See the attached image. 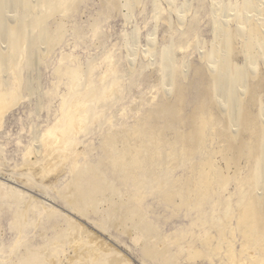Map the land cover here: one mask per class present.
Here are the masks:
<instances>
[{"label": "bare ground", "instance_id": "6f19581e", "mask_svg": "<svg viewBox=\"0 0 264 264\" xmlns=\"http://www.w3.org/2000/svg\"><path fill=\"white\" fill-rule=\"evenodd\" d=\"M82 1L0 0V128L7 112L25 98V68L38 67L49 58L66 36L70 14ZM104 4L111 5L110 11L123 6L135 11L142 0H105ZM164 4L176 15L171 26L185 28L184 35H190L192 9L181 17L173 0H157V22L162 20ZM212 5L222 16L221 0H212ZM17 11L32 19L20 23ZM11 12L17 15L15 19L8 18ZM55 15L59 17L49 33L46 24ZM100 28V23L92 25L93 39L99 37ZM216 28L215 41L201 55L204 67L195 72L203 80L191 111L186 94L192 89V66L180 64L176 58H163L161 75L150 89L155 90L153 95L147 100L142 96L141 106L146 102L149 108L123 106L117 111L124 119L129 110L136 113L134 124L124 120L117 129L113 121L117 114L107 116V110L122 101L125 88L113 53L103 58L106 68L100 84L92 79L98 60L88 67L82 63L68 67L64 75L70 80L69 92L61 102L58 120L28 147L24 164L29 171L20 173V179L27 177L37 187L44 184L38 176L47 180L60 165L68 164L69 175L58 197L49 192L46 196L62 199L71 211L92 220L101 230L114 226L129 235L148 259L182 264V258L188 256L190 263L212 262L213 255L223 251L221 264H264V0L236 4L229 20ZM31 46L38 48L35 53L29 51ZM148 48L147 59L157 52V40L150 41ZM127 51L128 71L134 75L142 53L138 47ZM152 62L149 64H155V59ZM103 120L108 125L102 141L104 154L96 162L92 160L94 146L81 150L85 142L80 139L92 134L97 124L103 126ZM208 144L214 146L212 152ZM54 156L57 160L52 163ZM179 168L184 172L174 177ZM231 184L234 191H230ZM27 194L0 180V216L4 208L12 210L9 225L16 233L9 255L0 264H64L61 255L68 242L74 241L94 247L88 256L76 257L69 264H132L115 249L98 248L101 237L94 235L92 240L88 227L63 214L46 197L39 200ZM151 194H157L176 216L184 208L188 213L197 212L192 226L200 232L194 233L189 244L174 250L173 244L179 240L167 239L149 218L144 200ZM57 216L64 220L59 218L53 225L54 236L43 232L44 242L33 244L29 229L42 227L47 218ZM178 232L185 239L189 235L184 229ZM238 234L242 238L239 255ZM142 261L150 264L145 258Z\"/></svg>", "mask_w": 264, "mask_h": 264}, {"label": "rangeland", "instance_id": "374dc122", "mask_svg": "<svg viewBox=\"0 0 264 264\" xmlns=\"http://www.w3.org/2000/svg\"><path fill=\"white\" fill-rule=\"evenodd\" d=\"M173 1L176 11L181 17L185 15L188 9H192V12L188 16V22H192L193 25H191L190 35H184L185 28L171 26V21L176 15L171 9L166 8L165 4L164 7L168 11L166 9L163 10L162 20L160 19L157 22L154 19V7L157 0H142L141 6L137 7L135 11H129L125 6L121 9L115 7L110 11L111 5L106 7L104 4L105 0H85V2L83 0L81 3L79 2L77 11L70 14L68 18L69 26L66 36L60 44L55 46L49 58L38 67L25 68L23 72L27 89L25 90L26 93L24 91L25 98L7 112L3 125L0 128V180L5 182L6 186L20 188L27 192V195L33 194L39 200L45 199L46 197L47 201L56 206L63 214L71 216L86 228L88 227L87 230L92 232L93 236L101 237L103 241L100 245H97L98 248L115 249L128 258L132 264H144L142 258H145L150 264L163 263L160 259L152 260L146 258L142 248L135 245L129 235L121 233L116 227L106 226L104 227L106 231L101 230L100 227H96L92 220L86 217L83 218L80 214L71 211L68 206L63 204L64 201L62 199L59 198L57 200L56 198L46 196V193L49 192L51 195L58 197V191L69 175L70 166L68 164L60 165L57 172L53 173L47 180L43 176H38L44 184H40L37 187L35 184H29L27 177H24V181H22L20 179V173L29 171V168L25 166V156L28 147L36 142L38 137L42 136L58 120L61 102L63 97L69 92L70 80L69 77L64 75L67 68L78 67L80 63L84 67H88L93 60H98L92 79L95 84H100V76L106 68V63L103 61V58L108 52L113 53V62L116 64L118 70L120 69L119 74L121 73L122 75L121 83L124 85L125 94L122 96V101L116 103V107L113 106L115 108L107 110V116L117 114V111L123 106L134 107L136 105L140 106V108H149L146 102L141 106V102L143 101L142 96L147 100L153 95L151 91L155 90L150 89L152 84L161 75L159 68L160 64L164 62V57L168 60L176 58L180 64L185 63V65L192 66L189 74L190 81L192 82L190 88L192 89H189L186 94V103L189 104L187 109L189 111L192 110V105L199 98V89L202 87L203 77H195L196 70L204 67L203 61L201 60L202 53L209 51L211 43L216 39V27L218 25L221 26L223 20H229L230 12L236 4H242L250 0H239V2L237 0H221L224 9L223 17L218 16L217 11L212 5V0ZM17 13L19 14L20 23L27 22L28 18L32 19V17H26L23 11H17ZM7 16L8 18L15 19L17 15L11 12L10 14L7 13ZM57 17L59 15L51 17L46 24V28L50 30L49 33H52L50 27L55 24L54 20ZM94 23H100L101 26L100 35L96 39H93L92 33V25ZM109 23H114L115 29L110 30ZM153 39H156L158 42V50L147 59L144 57V54H149L148 43ZM3 45L4 43L2 44L4 48L5 45ZM179 45L189 46L177 48ZM137 47L140 49L142 55L138 58L139 69L133 75L128 71L127 56L129 51L127 50H133ZM37 49V47L31 46L29 51L31 50L35 53ZM240 54L242 55V53ZM154 59L155 64H149ZM154 66L156 67L155 69ZM83 81L82 79L81 88L85 90L86 86L83 88ZM57 84L58 86H56ZM0 91H2V86H0ZM120 114L118 113L113 120L115 123L114 129L119 128L121 122L124 120L128 124L135 123L136 113L134 110H129L126 119L120 116ZM103 123V126L101 125L102 122L94 126L92 134L87 137L82 135L80 139L85 142V145H81V150L84 147L89 148L88 145L94 146L92 160L96 162L104 154L102 141L103 135L107 133L108 125L105 124V120H103ZM213 149L214 146L208 144V151L212 152ZM205 155L204 153L203 156H200L206 158ZM207 157H209V154H207ZM32 159L33 161L37 160L35 155ZM56 160L54 156L51 161L53 163ZM40 168L41 166L36 169V171L38 170V174L41 171ZM36 171L34 169L35 174ZM183 172L184 168L177 169L174 177H179ZM32 176L35 177L33 174ZM231 185V188L229 187L231 189L230 191H234L235 185ZM217 188H215L216 192L219 189ZM144 207L149 214V218L159 226L161 233L167 239L174 241L176 238L179 240L178 242H174V250H177L180 245L189 244L194 233L200 232L199 228L192 226L193 221L196 220L197 212L193 211L188 213V210L184 208L181 210L182 213L180 212L181 214L176 216L164 201H159L157 194L146 196ZM206 209L210 213L213 212L210 206H207ZM11 216L12 210L9 208H4L0 216V262L6 260L16 240V233L10 229L9 225ZM59 218L64 220L63 216L50 219L45 218L46 220L42 227L30 228L28 234L30 239L35 240L33 244L44 242L46 237L41 236L43 232H46L48 237L54 236L55 231L53 225L56 224ZM92 218L99 220L95 215ZM234 224H236L235 220ZM183 229L189 232L186 239L183 238L181 232H178ZM191 231L192 233H190ZM95 236L92 240L95 239ZM241 242L242 238L238 234V255L241 250ZM93 247V245L84 246L79 241L68 242L65 246V252L61 255L63 263L69 264L76 257L88 256L90 249ZM200 248L203 250L206 249L203 245H200ZM187 257L182 258V262H184L182 264H221L224 259V252L221 251L220 253L214 254V260L212 262L199 260L195 263H190L186 260Z\"/></svg>", "mask_w": 264, "mask_h": 264}, {"label": "water", "instance_id": "95a60500", "mask_svg": "<svg viewBox=\"0 0 264 264\" xmlns=\"http://www.w3.org/2000/svg\"><path fill=\"white\" fill-rule=\"evenodd\" d=\"M108 26H109L110 30L115 29V24L114 23H109Z\"/></svg>", "mask_w": 264, "mask_h": 264}]
</instances>
